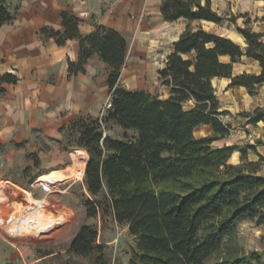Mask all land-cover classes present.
Masks as SVG:
<instances>
[{
    "label": "trees",
    "instance_id": "1",
    "mask_svg": "<svg viewBox=\"0 0 264 264\" xmlns=\"http://www.w3.org/2000/svg\"><path fill=\"white\" fill-rule=\"evenodd\" d=\"M160 11L164 20H187L158 70L160 84L169 88L165 97L119 83L127 40L114 27L98 24L83 34L80 18L65 9L60 12L62 29L41 27L42 34L59 45L79 38V58L68 61L70 73L84 70L94 53L109 64L110 104L102 117L134 131L132 137L112 136L103 129V118L91 115L67 124L69 143L88 153L83 176L86 215H111L127 225L135 238L129 264H264V251L240 253L237 247H230L233 250L220 260L209 261L224 243L235 245L239 221L250 218L264 224V159H247V150L255 149L249 143L213 144L232 126L222 119L212 82L228 77V86H244L254 94L256 86L264 83L262 33L252 29L247 13L242 14L244 24L237 25L244 47L192 24L196 19L236 23V16L218 13L210 0H161ZM13 17L0 0V26ZM243 54L258 61V73L233 74V62ZM222 55L230 60L222 61ZM2 81L15 82L16 76L6 72ZM189 101L192 104L186 108ZM240 114L248 123L264 121V106ZM199 124H210L212 134L197 136L194 129ZM236 151L241 160L229 162ZM70 249L88 257L91 264H111L104 243L98 241L96 225L82 224Z\"/></svg>",
    "mask_w": 264,
    "mask_h": 264
},
{
    "label": "crops",
    "instance_id": "2",
    "mask_svg": "<svg viewBox=\"0 0 264 264\" xmlns=\"http://www.w3.org/2000/svg\"><path fill=\"white\" fill-rule=\"evenodd\" d=\"M4 1L14 17L0 26V76L9 72L16 76V81L0 82V140L24 142V146L18 149V154L27 165H36L37 170L41 171V174L38 173L39 180L46 175L48 178L53 171L62 174V178L57 177V182L67 179L70 175L67 171L74 164L76 157L78 170L80 163H84L83 174L78 175V178L82 179L88 153L84 148L69 143L66 126L75 117L86 115L97 117L102 111L109 93L107 77L110 67L94 53L88 59L84 70L70 73L68 61H77L79 58V38L68 39L59 45L53 37L44 36L41 27L47 25L54 29H62L60 12L65 9L80 18L79 28L83 34L93 31L98 24H104L114 27L125 37L134 35L130 43L127 41L119 83L129 89H145L165 97L169 94V88L160 84V81L156 90L140 86V81L134 78V74L143 73L146 69L144 63L147 62L137 61L145 60L149 55L148 48L159 42H167L170 52L173 42L185 28L187 20L185 18L164 20L160 11L161 0ZM210 2L218 13L236 16V23L228 20L215 23L196 19L192 24H201L207 30L225 35L244 47L246 43L238 32L237 25L244 24L245 16L242 14L247 13L252 29L261 32L264 40V0H210ZM207 23L215 27L210 29L206 27ZM165 58L157 70L163 67ZM221 60L227 62L230 57L222 55ZM232 71L233 74L244 71L258 73L260 65L257 60L243 54L233 62ZM216 78H213L212 82ZM219 78L224 79L228 86L230 78ZM228 89L230 93L228 103L223 104L219 100V109L224 112L223 121L229 122L232 129L228 135L213 140V144L222 146L249 143L254 145L255 149L247 150V159L258 160L260 156L264 159V121L248 123L240 114L244 110L264 106V83L256 86L254 94H250L244 86H228ZM191 104V101L187 102L186 108ZM212 130L210 124H199L195 127L194 133L197 136H206L212 134ZM257 139L261 142L256 143ZM40 141H44L45 146H40ZM29 153L35 156L36 164L33 165L32 160L25 157ZM229 160L231 163L239 162L240 152L232 153ZM263 165L264 161L261 166ZM10 198L12 197L5 194L4 186L0 185L2 212H5L6 205H14L13 199ZM22 198L39 199L40 213L45 218L57 219L62 214L53 208L54 204L47 197L23 194Z\"/></svg>",
    "mask_w": 264,
    "mask_h": 264
},
{
    "label": "rangeland",
    "instance_id": "3",
    "mask_svg": "<svg viewBox=\"0 0 264 264\" xmlns=\"http://www.w3.org/2000/svg\"><path fill=\"white\" fill-rule=\"evenodd\" d=\"M205 25L210 29L215 27L209 23ZM133 37L134 35L126 36L128 43L132 41ZM168 45L167 42H159L157 45L149 47V43H147L149 47L147 60L141 59L137 62L144 61L149 65L144 63L145 71L134 74V78L140 81V86L158 89L157 68L160 67L163 58L169 52ZM213 83L220 102L227 104L230 93L225 80L216 78ZM185 107L187 106L185 105ZM104 109L105 104L102 110ZM100 113L98 117H104L103 114L105 113ZM224 118L227 119V117ZM102 127L106 133L112 136L120 137L125 134L132 137L134 135L133 130H124L112 121L106 122L104 118ZM40 142V146H45L44 141ZM32 143H36V141H32ZM23 144L24 142H3L0 140V185L4 186L5 194L12 197L10 199H13L14 202L12 206L6 205L4 215H8L12 208H19L22 201L24 203L28 201L22 198L23 194L47 197L54 204L53 208L62 214L56 219L60 221L58 226L43 237H12L0 228V264H91L88 257L77 254L70 249L72 239L82 224L97 226L98 241L104 243L111 264H129V257L135 246V238L128 231L127 225L118 223L111 215H86L83 193L87 191L83 178H78L81 173L77 169V157L67 171L70 174L67 179L57 182L53 173L48 179L46 178L47 175L44 177L51 183L50 185L44 183V178L39 180L40 175L38 173L41 171L37 170L36 165L29 166L26 161L21 159L22 156L20 157L18 154V149L22 148ZM25 157L31 159L33 165L36 164V158L31 153ZM261 171H264V165L261 166ZM59 175V178H62L60 172ZM234 243L233 246L224 243L218 251L212 254L209 261L222 259L228 254L229 249L233 250L230 247H237L240 253H248L252 250L264 251V224H259L250 218L242 219L236 225Z\"/></svg>",
    "mask_w": 264,
    "mask_h": 264
},
{
    "label": "built area",
    "instance_id": "4",
    "mask_svg": "<svg viewBox=\"0 0 264 264\" xmlns=\"http://www.w3.org/2000/svg\"><path fill=\"white\" fill-rule=\"evenodd\" d=\"M110 95L105 101V108L110 104ZM101 111L100 114H103ZM41 201L36 198H31L25 203H22L19 208L10 210L8 215H4L0 209V228L12 237H43L47 236L60 221L55 217L45 218L40 213Z\"/></svg>",
    "mask_w": 264,
    "mask_h": 264
},
{
    "label": "bare ground",
    "instance_id": "5",
    "mask_svg": "<svg viewBox=\"0 0 264 264\" xmlns=\"http://www.w3.org/2000/svg\"><path fill=\"white\" fill-rule=\"evenodd\" d=\"M83 164H84V163H83ZM83 164L80 163V171H81V174H83V173H82V172H83ZM52 173H53V177H54V178L57 179V177H58V178L60 177L58 171H53ZM47 179H48V178H47ZM47 179L44 178V183H46V184H50V185H51V183H49V182L47 181Z\"/></svg>",
    "mask_w": 264,
    "mask_h": 264
}]
</instances>
